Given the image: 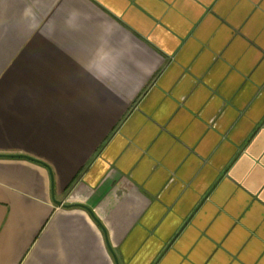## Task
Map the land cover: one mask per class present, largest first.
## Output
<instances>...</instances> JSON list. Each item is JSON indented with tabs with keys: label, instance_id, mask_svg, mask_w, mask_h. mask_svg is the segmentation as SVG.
I'll return each instance as SVG.
<instances>
[{
	"label": "crops",
	"instance_id": "1",
	"mask_svg": "<svg viewBox=\"0 0 264 264\" xmlns=\"http://www.w3.org/2000/svg\"><path fill=\"white\" fill-rule=\"evenodd\" d=\"M0 264H264V0H0Z\"/></svg>",
	"mask_w": 264,
	"mask_h": 264
},
{
	"label": "water",
	"instance_id": "2",
	"mask_svg": "<svg viewBox=\"0 0 264 264\" xmlns=\"http://www.w3.org/2000/svg\"><path fill=\"white\" fill-rule=\"evenodd\" d=\"M57 203H58V204H62L61 202H58V201H57ZM114 255H115V254H114ZM115 258H116V255H115ZM116 259H117V258H116Z\"/></svg>",
	"mask_w": 264,
	"mask_h": 264
},
{
	"label": "trees",
	"instance_id": "3",
	"mask_svg": "<svg viewBox=\"0 0 264 264\" xmlns=\"http://www.w3.org/2000/svg\"><path fill=\"white\" fill-rule=\"evenodd\" d=\"M96 220L98 221V223H100V221L96 218ZM100 225H102L101 223H100Z\"/></svg>",
	"mask_w": 264,
	"mask_h": 264
}]
</instances>
